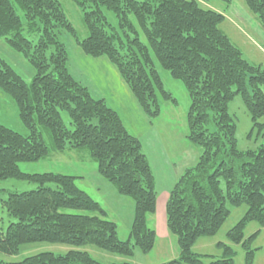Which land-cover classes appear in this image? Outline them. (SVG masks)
I'll use <instances>...</instances> for the list:
<instances>
[{
  "label": "trees",
  "instance_id": "trees-1",
  "mask_svg": "<svg viewBox=\"0 0 264 264\" xmlns=\"http://www.w3.org/2000/svg\"><path fill=\"white\" fill-rule=\"evenodd\" d=\"M70 1L81 13L85 38L58 0H0V39L34 71L27 84L0 60V89L11 97L28 131L21 135L0 123V182L16 179L36 186L26 192L0 190V208L12 219L5 228L0 225V253L13 256L29 243H52L90 245L132 258L134 248L144 255L156 244L148 218L156 213L159 195L141 140L128 131L119 108L90 94L70 72L69 50L62 41L66 37L85 59L104 58L117 70L129 92L130 109H137L149 128L164 105L179 104L164 88L158 68L186 91L185 139L201 151L167 191L165 229L175 238L179 254L160 264H234L233 247L243 251V264H254L260 248L253 244L264 228V66L250 63L221 30L222 14L201 5L215 0ZM216 1L229 6L233 0ZM243 1L264 32V0ZM235 96L249 116L248 138L260 140L255 149L237 145V126L228 111ZM40 129L47 131L50 146ZM82 150L96 164V174L117 195L133 201L127 240L118 239L106 210L76 186L84 177L28 174L19 168L52 153ZM242 206L246 211L226 232L227 243L214 245L219 256L192 251L201 238L219 232L230 217L229 207ZM249 223L258 230L246 237ZM0 264L103 263L75 249Z\"/></svg>",
  "mask_w": 264,
  "mask_h": 264
},
{
  "label": "rangeland",
  "instance_id": "rangeland-1",
  "mask_svg": "<svg viewBox=\"0 0 264 264\" xmlns=\"http://www.w3.org/2000/svg\"><path fill=\"white\" fill-rule=\"evenodd\" d=\"M58 1L61 3L68 20L78 31L79 36L85 38L86 32L81 24V13L78 8L70 0ZM201 5L222 14L225 20L220 26L221 30L241 49L244 57L250 63L264 66V33L260 31L261 29L255 17L248 12L243 0H233L229 6L216 0L208 3L203 2ZM62 41L69 50L70 72L88 88L90 94L105 97L108 105L112 108L113 106L119 108L120 113L127 121L125 126L128 131L140 138L142 150L148 161H150L151 168L156 176L155 184L159 195L158 200L162 201V199L167 198V191L172 186L171 183L175 181L174 178L170 179L171 176L173 174L179 176L187 167L194 165L197 155L201 151L199 148L192 147L185 139L187 131L185 111L188 101L182 84L170 79L165 71L157 67L164 88L174 96L179 104L177 107L169 104L164 105L161 116L149 128L146 122L143 121L144 119L141 116L139 118L137 109H130L131 105L128 104L129 101L127 100L129 92L123 81L119 79L117 70L111 67L104 58L100 60L85 59L72 38L62 37ZM0 60L10 65L25 83H30L34 75L33 68L21 54L13 51L3 39H0ZM128 111L129 113H127ZM228 111L237 126L236 138L239 149H255L259 146L260 140L254 141V138H248L251 123L249 122L248 113L238 96H235L229 103ZM62 118H64L65 124L68 125L69 120L65 113L62 114ZM261 121L264 122V118ZM0 123L21 135L28 134L26 127L19 120L18 109H16L13 100L11 97L8 98L1 89ZM39 131L42 133L43 141L50 146L51 142L47 131L43 129ZM19 168L22 173L28 174L52 172L67 176L84 177L83 180H76V186L99 202L102 208L106 210L107 219L114 221L116 224L118 239L127 240L134 209L133 201L117 195L115 188L96 174V164L91 161L85 150H82V152L52 153L47 159L36 163L19 164ZM35 188L36 186L33 184L16 179L0 182V190L5 192H26L35 190ZM229 210L230 217L219 232L213 238H201L194 245L192 251L200 255L219 256L220 251L216 250L214 245L217 242L227 243L226 232L243 217L246 207H229ZM0 219L2 228H5L12 221L5 210L1 208ZM148 219V225L152 226L157 233L155 247L149 254L143 255L134 248L133 257L125 258L105 253L90 245L74 248L65 244L29 243L21 246L17 255L8 256L0 253V262L17 263L24 260V258L42 252L63 255V253L75 249L88 252L90 256L103 264L121 263L122 261L131 264H160L176 258L179 254L177 242L165 229L164 215L157 216L155 213L153 217ZM256 230H258V226L249 223L245 230V236L247 237ZM253 247L260 248L255 256L254 264H264V228L261 229L259 238L254 242ZM233 249L236 251L234 264H243V251L239 247H233ZM208 263V261H205V264Z\"/></svg>",
  "mask_w": 264,
  "mask_h": 264
},
{
  "label": "crops",
  "instance_id": "crops-1",
  "mask_svg": "<svg viewBox=\"0 0 264 264\" xmlns=\"http://www.w3.org/2000/svg\"><path fill=\"white\" fill-rule=\"evenodd\" d=\"M259 29V28H258ZM261 32H263L262 30H260ZM264 33V32H263ZM175 173H176V171H175ZM174 176V177H173ZM173 176H171V178L170 179H175L176 178V176H175V174H173ZM172 181V180H171ZM171 183V182H170ZM173 183H171V185H172ZM166 199L167 198H164V199H162V201L161 200H158L157 199V203H156V207H157V210H156V215L157 216H162V215H164V212H165V201H166Z\"/></svg>",
  "mask_w": 264,
  "mask_h": 264
}]
</instances>
